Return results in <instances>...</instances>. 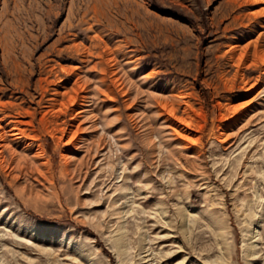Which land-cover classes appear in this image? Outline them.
<instances>
[{
	"label": "rangeland",
	"instance_id": "rangeland-1",
	"mask_svg": "<svg viewBox=\"0 0 264 264\" xmlns=\"http://www.w3.org/2000/svg\"><path fill=\"white\" fill-rule=\"evenodd\" d=\"M255 46L264 0H0V264H264Z\"/></svg>",
	"mask_w": 264,
	"mask_h": 264
},
{
	"label": "bare ground",
	"instance_id": "bare-ground-1",
	"mask_svg": "<svg viewBox=\"0 0 264 264\" xmlns=\"http://www.w3.org/2000/svg\"><path fill=\"white\" fill-rule=\"evenodd\" d=\"M244 60H245L244 54H240L239 53V55H238V57L236 59V64H235V66L237 67V69L235 71V74H234L235 76L242 77V71H241L242 68L241 67H243V65L245 64V61ZM253 60L254 61H252V62L255 65L258 64V63H261V64L264 63V52L261 51V50H259L257 46H255V48H254ZM250 87H253V85L250 86ZM159 103L161 104V106L163 107V109L167 110L170 113L172 112V109L169 108V106L171 104H168L167 101H164V102L159 101ZM179 122H181L185 126H188V124H189L186 121V119H180ZM180 129H178L179 132H180V135L181 136H185L187 134L188 130L186 128H180ZM175 130H177V129H175ZM21 136H22V131L20 130V128L18 126L15 125V126L10 127L8 130H6L5 127L2 126L1 120H0V162H3L4 163L5 157L3 156V152L5 150L6 151L9 150L13 154L14 151L11 149L12 148V145L11 144L15 140H17L18 138H20Z\"/></svg>",
	"mask_w": 264,
	"mask_h": 264
}]
</instances>
